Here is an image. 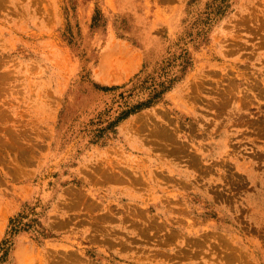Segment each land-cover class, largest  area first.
Masks as SVG:
<instances>
[{
    "label": "rangeland",
    "instance_id": "374dc122",
    "mask_svg": "<svg viewBox=\"0 0 264 264\" xmlns=\"http://www.w3.org/2000/svg\"><path fill=\"white\" fill-rule=\"evenodd\" d=\"M0 264H264V0H0Z\"/></svg>",
    "mask_w": 264,
    "mask_h": 264
}]
</instances>
